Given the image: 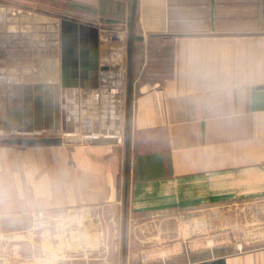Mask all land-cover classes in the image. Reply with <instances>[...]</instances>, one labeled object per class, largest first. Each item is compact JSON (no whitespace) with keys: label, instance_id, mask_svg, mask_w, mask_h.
I'll list each match as a JSON object with an SVG mask.
<instances>
[{"label":"crops","instance_id":"crops-1","mask_svg":"<svg viewBox=\"0 0 264 264\" xmlns=\"http://www.w3.org/2000/svg\"><path fill=\"white\" fill-rule=\"evenodd\" d=\"M70 1L78 9L91 7L84 10L100 14L96 22L114 28L123 25L105 20H125L129 12V0ZM135 32L129 217L241 201L259 215L264 0H139ZM104 44L97 55L110 64L116 58L103 59ZM113 44L106 46L109 54ZM64 50L69 55L63 59ZM82 51L77 77L69 44L47 54L58 56L59 66L38 68L33 80L37 92L48 91L55 102L51 129L37 131L65 128L73 138L56 145L0 144V227H27L31 213L67 210L89 218L121 204L126 60L122 69L104 73L90 66L93 50L79 46L77 55ZM218 256L226 264H264V246L209 259Z\"/></svg>","mask_w":264,"mask_h":264},{"label":"rangeland","instance_id":"rangeland-1","mask_svg":"<svg viewBox=\"0 0 264 264\" xmlns=\"http://www.w3.org/2000/svg\"><path fill=\"white\" fill-rule=\"evenodd\" d=\"M70 2L0 0V68L14 73L16 78L0 79V138L49 134L37 129H51L53 115L49 114V107L55 102L48 91L37 92V82L33 80L37 79L38 68L59 66L58 56L47 58L55 51L57 54L62 45L58 14L95 22L100 17L81 6L73 7ZM124 29L119 40L111 34L101 36L100 44L105 42L107 54L104 60L116 58L117 62L121 58L124 65ZM108 43H117L110 54ZM59 103L58 98L57 110ZM62 131L52 133L73 138ZM75 133L81 135L79 130ZM119 200L122 204V196ZM121 204L115 211L107 206L106 211L89 218L67 210L37 212L36 217L31 213L29 222H24L27 227H0V264H121ZM258 204L264 205V201ZM249 208L241 201L218 204L212 209L133 211L129 217L127 264H193L209 259L212 253L264 246V208L260 216ZM260 234L261 238H249Z\"/></svg>","mask_w":264,"mask_h":264},{"label":"water","instance_id":"water-1","mask_svg":"<svg viewBox=\"0 0 264 264\" xmlns=\"http://www.w3.org/2000/svg\"><path fill=\"white\" fill-rule=\"evenodd\" d=\"M138 4L139 0H129V12L125 20L120 19H107L105 22L122 23L123 28H114L112 26H105L100 22H95L93 20H84L69 14H58L60 17V31L62 34V46L65 48L69 45L72 47V76L77 77L79 75L80 69L78 66L84 64L83 61V51L81 55H77V49L81 47H89L92 49V60L90 62L91 68L94 70H100L104 73H108L110 68L114 71L123 68V63L112 62L105 63L101 61L97 55L99 51V44L101 42V36L113 37L114 40L121 39L119 32H121L124 27L127 31V43H126V99H125V115H124V188L122 197V222H121V264H127L128 259V239H129V195H130V167H131V107H132V96H133V82H134V69H133V52L134 43L138 39L136 35V22L138 14ZM81 7L91 8L86 5L80 4ZM104 22V19L101 20ZM71 42H70V41ZM117 50V49H116ZM67 53V54H66ZM68 50L63 51V59L67 58ZM82 56V57H81ZM78 65V66H77ZM83 68V67H82ZM85 68H83V71ZM93 79L96 78V73H90ZM65 129V128H64ZM64 129L62 128L63 132ZM67 139L58 133H49L46 135L38 136H10L0 138V144H46V145H56L62 144ZM193 264H226L224 256H218L216 258H211L208 260H202Z\"/></svg>","mask_w":264,"mask_h":264},{"label":"bare ground","instance_id":"bare-ground-1","mask_svg":"<svg viewBox=\"0 0 264 264\" xmlns=\"http://www.w3.org/2000/svg\"><path fill=\"white\" fill-rule=\"evenodd\" d=\"M122 31H124V30H122ZM14 76H15L14 73H9V71L6 72V71L2 70V68H0V79H4V78H6V79L11 78V80H12V78L16 79ZM211 242H212V240L209 241V243H211Z\"/></svg>","mask_w":264,"mask_h":264},{"label":"flooded vegetation","instance_id":"flooded-vegetation-1","mask_svg":"<svg viewBox=\"0 0 264 264\" xmlns=\"http://www.w3.org/2000/svg\"><path fill=\"white\" fill-rule=\"evenodd\" d=\"M111 23H113V22H111Z\"/></svg>","mask_w":264,"mask_h":264}]
</instances>
